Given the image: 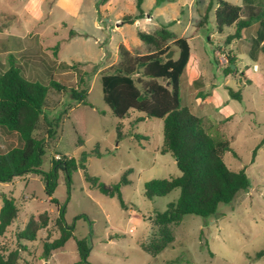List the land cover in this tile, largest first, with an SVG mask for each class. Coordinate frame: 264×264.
<instances>
[{"label":"rangeland","instance_id":"rangeland-1","mask_svg":"<svg viewBox=\"0 0 264 264\" xmlns=\"http://www.w3.org/2000/svg\"><path fill=\"white\" fill-rule=\"evenodd\" d=\"M225 1L264 7V0ZM209 3L143 0L138 8L137 0H0V71H6L8 57H14L29 80L48 85L53 77L67 87L88 90L89 105L78 109L70 88L48 91L44 116L35 131L48 146L41 169L48 172L53 158L71 155L82 160L85 153L88 173L99 182L113 186L126 171L131 181L121 186L124 208L117 196H107L87 181L83 169L72 172L70 188L61 172L54 198L66 206L74 237L48 260L41 259L43 243L59 236L58 213L46 196L41 176L0 183V209L4 194L14 197L20 209L14 224L0 237V250L24 248L21 254L31 264H78L76 239L86 238L91 264H264V255L257 257L264 252V142L253 155L264 139V48L255 44L262 27L256 22L243 30L240 39L227 42L236 26L217 31V0L208 22L200 24ZM140 11L143 17L135 18ZM127 15L134 22L121 24ZM162 27L188 38L191 47L180 81L183 106L202 118L208 132L229 139L231 151L225 153L224 161L231 170L245 168L250 187L231 203H221L209 217L188 214L179 225L171 224L174 241L153 256L143 250L158 234L159 227L151 219L176 202L181 190L148 199L145 183L179 176L181 171L176 159L161 153L163 120L138 111L125 119L114 116L104 100L101 75L119 62L120 45L133 54H145L150 49L139 33ZM228 55L235 57L232 65ZM74 65V70L69 68ZM230 90L239 91V96L233 98ZM138 118L143 120L136 122ZM47 120L59 125L53 127V139L47 136ZM5 134L7 130L0 127V139ZM78 139L82 146H77ZM8 141L6 147L0 144V151L22 144L20 137ZM44 212H49L50 223L39 231L37 240L19 241L18 233L29 218Z\"/></svg>","mask_w":264,"mask_h":264},{"label":"trees","instance_id":"trees-1","mask_svg":"<svg viewBox=\"0 0 264 264\" xmlns=\"http://www.w3.org/2000/svg\"><path fill=\"white\" fill-rule=\"evenodd\" d=\"M142 2L143 0H137L138 8ZM213 5L214 0H210L201 26L208 22ZM214 15L219 33H222L225 27L236 26L235 33L227 38V42L240 39L243 30L260 22L262 28L258 31L255 44L256 46L262 44L264 48L262 5L248 4L242 7L225 0H217ZM139 17H143V11H140L135 18ZM135 18L132 15L124 16L120 23H133ZM139 36L142 42L149 46V52L133 54L125 45H120L119 62L102 72L101 81L104 100L117 118L125 119L131 111H138L145 117L163 120L164 143L161 153L170 154L176 159L181 171L179 176L153 179L145 183L144 195L148 199L166 196L175 189L181 190L176 202L170 203L165 211L156 212L155 217L151 219L159 227L158 234L143 247V250L156 256L175 239L170 229L171 224L179 225L188 214L201 217L215 214L221 203H231L239 192L249 189L250 178L245 168L235 171L225 163L224 155L231 151L229 139L224 134L208 132L203 126L202 118L189 107L183 106L180 81L191 57L188 38L177 36L166 27L154 32H140ZM173 49L175 55L178 53L177 58L174 55L172 59L167 60L165 55ZM214 55L216 57V51ZM228 56L232 65L235 57ZM8 64L9 68L6 71H0V127L17 132L22 144L4 152L0 151V183L12 181L15 177L41 176L46 196L56 205L58 213L55 224L59 236L53 241L46 240L43 243L41 259L48 260L54 251L64 247L74 237V227L66 220V206L59 204L54 198L61 172L66 175V183L70 188L72 172L78 168L83 169L87 181L103 194L110 197L117 196L122 207L125 208L121 186L131 183L128 178L129 171L124 173L119 183L107 186L88 173L85 153L82 155V160L71 155H62L58 160L53 158L50 170L43 171L41 166L48 148L47 140L37 138L35 131L44 116L48 91L70 88L78 109L80 106L89 105L88 90L67 87L53 77L48 85H44L27 79L23 67L14 62V57H8ZM61 67L66 68L68 65L61 64ZM74 67L75 65L69 66L73 70ZM80 79L83 81L84 77L80 76ZM229 93L233 98L239 96V91L230 90ZM142 120L143 118H138L136 122ZM47 123L49 127L47 136L53 139L56 133L53 127L59 125L52 124L48 120ZM117 131L120 137L122 132L119 126ZM138 137L135 134V138ZM263 142L264 139L255 148L254 156ZM82 145L83 141L78 139L77 146ZM2 201L0 237L4 236L8 228L14 224L20 212L14 197L4 194ZM49 223V212L31 216L25 228L18 233V240L35 242L39 231L47 228ZM76 244L80 258L78 264H91L88 260L90 247L87 239H76ZM22 251L24 248L21 247L9 253L0 250V264H31L24 259ZM263 255L264 252H259L257 257Z\"/></svg>","mask_w":264,"mask_h":264},{"label":"crops","instance_id":"crops-1","mask_svg":"<svg viewBox=\"0 0 264 264\" xmlns=\"http://www.w3.org/2000/svg\"><path fill=\"white\" fill-rule=\"evenodd\" d=\"M260 23V22H259ZM190 61V60H189ZM3 128V127H2ZM4 129H6V128H4ZM7 130V134H5L4 136H3V139H0V144H1V147H6V145H10V143H9V139H11V138H19L20 136H19V134L17 133V132H13V131H9L8 129H6ZM9 150V149H8Z\"/></svg>","mask_w":264,"mask_h":264},{"label":"water","instance_id":"water-1","mask_svg":"<svg viewBox=\"0 0 264 264\" xmlns=\"http://www.w3.org/2000/svg\"><path fill=\"white\" fill-rule=\"evenodd\" d=\"M174 55H175V50L173 49V50H170V51L165 55V58H166L167 60H169V59H172V58L174 57Z\"/></svg>","mask_w":264,"mask_h":264}]
</instances>
